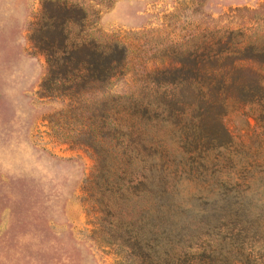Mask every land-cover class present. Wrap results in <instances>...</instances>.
<instances>
[{
    "label": "rangeland",
    "instance_id": "obj_1",
    "mask_svg": "<svg viewBox=\"0 0 264 264\" xmlns=\"http://www.w3.org/2000/svg\"><path fill=\"white\" fill-rule=\"evenodd\" d=\"M45 1L0 0V264H146L138 249L106 235L105 213L99 228L86 192L88 179L97 186L121 160L88 131L99 126L120 150L130 144L110 140L112 122L123 133L146 123V140L158 145L153 164L141 147L134 159L132 215L158 193L175 233L214 250V264H264V68L261 89L246 83V93L222 95L209 110V81L162 72L195 52L205 60L216 31L244 32L264 47V0H59L85 14L68 25L71 42L126 49L114 75L77 104L40 96L47 65L31 32ZM217 118L231 135L221 143Z\"/></svg>",
    "mask_w": 264,
    "mask_h": 264
},
{
    "label": "trees",
    "instance_id": "obj_2",
    "mask_svg": "<svg viewBox=\"0 0 264 264\" xmlns=\"http://www.w3.org/2000/svg\"><path fill=\"white\" fill-rule=\"evenodd\" d=\"M45 2L42 15L32 26L31 32L33 45L44 54L47 65L46 75L39 85L40 96L68 99L77 104L73 98L114 75L125 61L126 49L118 43L102 46L94 41L71 42L67 27L84 20L82 8L59 0ZM218 33L216 31L213 34L205 60L195 52L192 57V54L187 56L191 59L180 60L162 69L165 75L172 74L174 78L182 80L191 79L196 84L202 85L204 81H209L203 100L208 110L222 95L221 100L225 101L236 90L246 93V83H255L261 89L259 77L264 68V47L249 42L244 32L224 30L217 36ZM206 116L200 120L202 127ZM147 125L143 124L142 128L132 126L123 133L121 126L112 122L108 127L111 131L110 140L127 137L130 142L121 144V150L116 143L112 145L107 142V137L99 132V126H96L98 130L92 128L88 131L93 132L97 142L106 144L108 156L121 159L116 166L110 165L102 170L103 178L97 186L87 180L86 192H90L91 201L97 206V209L92 208V216L99 228L103 229L106 228V220L100 215L105 213L110 219L106 235L114 239L115 245L138 249L146 264H214L218 259L214 250L186 244L182 241L184 235L175 233L170 225L173 219L162 210L158 193L154 194L153 199L150 197L145 200L146 204L138 216L132 215L128 209L132 199L130 184L135 177L134 159L139 155V147L146 152L147 164L156 161L155 150L158 145L154 137L146 140L149 134L145 129ZM215 126V141L221 143L231 138L221 118L216 119ZM144 179L150 180V175L144 176ZM100 190L101 196L96 200L93 196L96 197ZM207 218L201 213V221ZM136 225H139L138 229H135ZM231 251L228 250L222 259L228 258Z\"/></svg>",
    "mask_w": 264,
    "mask_h": 264
}]
</instances>
